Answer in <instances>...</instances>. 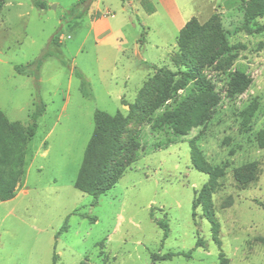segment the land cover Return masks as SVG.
Instances as JSON below:
<instances>
[{"label": "rangeland", "instance_id": "obj_1", "mask_svg": "<svg viewBox=\"0 0 264 264\" xmlns=\"http://www.w3.org/2000/svg\"><path fill=\"white\" fill-rule=\"evenodd\" d=\"M3 1L0 110L8 121L26 127L37 98L45 109L26 145L24 174L15 196L0 201V264H79L84 260L86 264H264V148L258 149L256 142L257 133L264 130V46L260 47L264 32L247 35L242 29L249 0H175L176 24L156 0H143L145 5L131 0V7L127 0H90L80 19L74 17L85 7L78 3L88 0ZM35 1H43L46 8L35 7ZM149 7L157 12L149 13ZM106 13L113 40L123 42L119 47L96 42L91 32L92 19ZM193 16L205 24L203 33L189 44L193 57L216 49L214 24L225 33L232 51L202 71L219 94V104L203 126L176 136L158 121L181 107L194 84L178 89L154 112L147 106L156 98L152 78L157 69L183 68L176 64V37L178 27ZM261 25L264 17L249 24L252 29ZM142 31L140 45L137 39ZM54 35L58 43L50 45ZM46 50L51 56L43 61L37 80L33 74L15 73L14 66L32 63ZM234 71L249 75L252 83L230 97L227 83ZM78 75L85 81L83 86ZM140 90L137 110L130 113ZM253 101L257 109L246 120L242 111ZM95 110L127 116L120 147L131 139L139 143L131 168L96 199L73 187ZM192 139L206 165L223 172L210 198V212L219 227L218 246L201 208L192 215V201L208 180L191 166ZM254 161L258 163L255 170L244 168L241 173L255 180L242 188L233 170ZM157 220L167 223L165 239ZM65 223L66 231L56 237ZM198 238L203 248H195ZM178 252L191 256L151 259L154 254ZM53 256L57 257L54 263Z\"/></svg>", "mask_w": 264, "mask_h": 264}, {"label": "trees", "instance_id": "obj_2", "mask_svg": "<svg viewBox=\"0 0 264 264\" xmlns=\"http://www.w3.org/2000/svg\"><path fill=\"white\" fill-rule=\"evenodd\" d=\"M85 7L84 10L75 15V19H80L87 12V7L90 4L88 1H80L78 3ZM145 5L144 1L142 2ZM4 5V1L0 0V10ZM34 6L39 9L46 8L43 1H35ZM77 7H73L75 10ZM148 12L152 11V7ZM244 24L242 29L247 35L260 34L264 32V25L257 26L252 29L249 24L255 19L264 17V0H249V3L244 10ZM212 21L216 19L212 15ZM208 22V23H210ZM213 23V22H212ZM218 39L217 47L214 51L206 53L207 55L193 57L189 51V44L200 36L205 28V24H201L198 18H190L184 26L179 30L176 37V47L178 50L177 65L183 67L179 71L172 72L164 68L157 69L156 75L152 80L156 83V98L147 106L150 112H154L162 106L170 97L180 88L186 86L187 83L194 84V91L188 94L182 101L181 107H177L172 111L165 113L159 119V124L168 125L176 136H186L192 129L203 126L212 111L219 104L220 96L215 91L214 86L202 74L204 68L212 66L219 57L225 56L232 51V47L228 45L225 33L218 24L213 25ZM145 31L137 39L140 45L144 42ZM58 43L57 35L50 39V45ZM264 46L263 44L260 47ZM51 56L50 51H44L42 55L32 63L27 65L14 66V71L19 75L33 74L37 80V72L44 60ZM179 63V64H178ZM152 69H156L154 64H148ZM78 77L82 80V86L85 81L81 75ZM177 77V80L174 78ZM252 78L239 71H234L227 83L228 95L230 97L243 93L251 85ZM142 90V89H141ZM140 92L137 94L135 102L129 106V112L137 110ZM44 104L40 98H37L35 110L29 115L30 122L26 127H23L17 122H10L0 110V201L5 202L14 198L17 184L24 174L26 145L33 138L37 128V120L44 112ZM257 109V103L251 102L242 113L246 120H249ZM128 122L127 116L120 112L107 114L104 111L95 110L93 113V130L91 136L85 146L81 165L77 176L73 183L75 190L82 194L89 195L94 199L105 194L118 182L126 169H130L131 165L136 160V153L139 148V143L135 139H131L126 146L120 147L119 140L124 128ZM258 149L264 148V130H260L256 136ZM190 163L192 168L202 174L207 175L208 180L202 185L196 193L192 201V210L197 207L201 208L204 219L210 225V232L214 243L220 245L217 239L218 223L210 212L211 194L217 188V180L223 176V172L219 167L206 165L203 156L195 146L194 140L189 142ZM233 155V151H229V156ZM257 162H251L246 166L233 170V178L236 183L245 188L252 183L255 178L251 174H243L241 170L251 168L255 170ZM245 166V167H244ZM260 206H262L259 203ZM78 210H74V213ZM73 213V214H74ZM84 217V215L79 214ZM95 221L94 218H89ZM156 224L163 231V238H167L168 227L164 220H157ZM66 223L58 231L56 237L65 232ZM204 242L198 238L195 243V248H203ZM175 255H181L185 258H190V252L166 253L164 255H152V262L167 261ZM222 258V254H220ZM57 260L53 256V263ZM79 264H86V260Z\"/></svg>", "mask_w": 264, "mask_h": 264}, {"label": "crops", "instance_id": "obj_3", "mask_svg": "<svg viewBox=\"0 0 264 264\" xmlns=\"http://www.w3.org/2000/svg\"><path fill=\"white\" fill-rule=\"evenodd\" d=\"M140 1H143V0H140ZM147 1H150V0H147ZM127 3H128L127 7H131L132 6L130 4L131 0H127ZM156 3H157V5L159 7L162 8V10L166 14V17L168 18V20L171 23H175V21L178 20L179 8L177 7V3H176L175 0H156ZM156 12H157V9L154 7L152 9V11L149 12V13L155 14ZM146 14H148V13H146ZM108 16H110V14L106 13V14H103V15L99 14L98 16L93 18L92 19V24H91V27H90L91 32H92L93 37H94L96 42L102 43V44H105V45H108V46L119 47L120 45L123 44V42L120 41L119 44H117L116 43L117 39L113 40L114 37H113L112 28H111V26L109 25V23L107 21V17ZM184 24L182 23V25H180V27H178V32L184 26Z\"/></svg>", "mask_w": 264, "mask_h": 264}]
</instances>
